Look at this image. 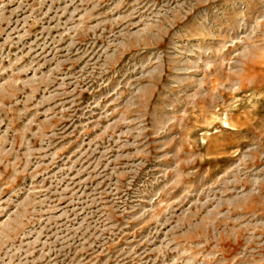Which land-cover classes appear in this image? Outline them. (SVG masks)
<instances>
[{
  "label": "rangeland",
  "instance_id": "obj_1",
  "mask_svg": "<svg viewBox=\"0 0 264 264\" xmlns=\"http://www.w3.org/2000/svg\"><path fill=\"white\" fill-rule=\"evenodd\" d=\"M0 264H264V0H0Z\"/></svg>",
  "mask_w": 264,
  "mask_h": 264
}]
</instances>
